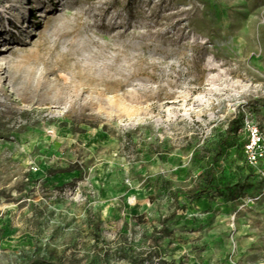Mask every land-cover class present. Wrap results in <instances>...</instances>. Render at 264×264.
I'll return each mask as SVG.
<instances>
[{"label": "rangeland", "instance_id": "1", "mask_svg": "<svg viewBox=\"0 0 264 264\" xmlns=\"http://www.w3.org/2000/svg\"><path fill=\"white\" fill-rule=\"evenodd\" d=\"M235 117L264 0H0V264H264Z\"/></svg>", "mask_w": 264, "mask_h": 264}, {"label": "built area", "instance_id": "2", "mask_svg": "<svg viewBox=\"0 0 264 264\" xmlns=\"http://www.w3.org/2000/svg\"><path fill=\"white\" fill-rule=\"evenodd\" d=\"M239 134L243 135V150L246 162L252 166L264 163V128L244 118Z\"/></svg>", "mask_w": 264, "mask_h": 264}, {"label": "trees", "instance_id": "3", "mask_svg": "<svg viewBox=\"0 0 264 264\" xmlns=\"http://www.w3.org/2000/svg\"><path fill=\"white\" fill-rule=\"evenodd\" d=\"M239 121H240V119L235 117L230 122L229 126L227 127V137L228 138H233L235 136H237V138H241V135L239 134V130H240L241 126H242V123H240L241 124V126H240ZM243 145H242V148H243Z\"/></svg>", "mask_w": 264, "mask_h": 264}]
</instances>
